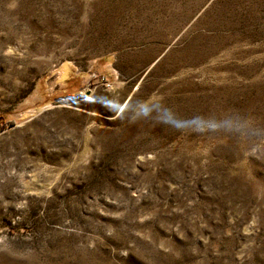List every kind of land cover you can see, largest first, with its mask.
<instances>
[{
    "label": "rangeland",
    "instance_id": "rangeland-1",
    "mask_svg": "<svg viewBox=\"0 0 264 264\" xmlns=\"http://www.w3.org/2000/svg\"><path fill=\"white\" fill-rule=\"evenodd\" d=\"M0 264H264V0H0Z\"/></svg>",
    "mask_w": 264,
    "mask_h": 264
},
{
    "label": "crops",
    "instance_id": "crops-1",
    "mask_svg": "<svg viewBox=\"0 0 264 264\" xmlns=\"http://www.w3.org/2000/svg\"><path fill=\"white\" fill-rule=\"evenodd\" d=\"M60 78L65 81L67 87H70V95H75L84 87V79L78 73V68L72 62L67 65H61L59 69Z\"/></svg>",
    "mask_w": 264,
    "mask_h": 264
},
{
    "label": "built area",
    "instance_id": "built-area-1",
    "mask_svg": "<svg viewBox=\"0 0 264 264\" xmlns=\"http://www.w3.org/2000/svg\"><path fill=\"white\" fill-rule=\"evenodd\" d=\"M101 82L105 87L111 88V84L109 83V81H107V79L102 78Z\"/></svg>",
    "mask_w": 264,
    "mask_h": 264
}]
</instances>
